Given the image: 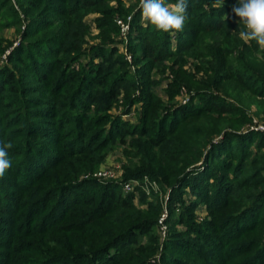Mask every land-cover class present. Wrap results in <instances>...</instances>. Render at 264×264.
Here are the masks:
<instances>
[{"label":"trees","instance_id":"1","mask_svg":"<svg viewBox=\"0 0 264 264\" xmlns=\"http://www.w3.org/2000/svg\"><path fill=\"white\" fill-rule=\"evenodd\" d=\"M187 2L172 35L145 26L131 2L18 0L28 22L11 66L0 68V145H11L0 176V264H264V133L243 128L251 105L264 118V49L230 32L227 3L236 0ZM4 13L21 21L11 0H0V21ZM89 13L98 14L100 43L77 63ZM129 15L134 74L108 45ZM167 71L164 100L154 87ZM182 87L189 99L177 104ZM138 103L136 121L123 119ZM111 145L126 157L122 182L79 179ZM143 178L157 189L150 198L139 191L136 204L138 189L122 184ZM200 205L207 215L198 221Z\"/></svg>","mask_w":264,"mask_h":264},{"label":"rangeland","instance_id":"2","mask_svg":"<svg viewBox=\"0 0 264 264\" xmlns=\"http://www.w3.org/2000/svg\"><path fill=\"white\" fill-rule=\"evenodd\" d=\"M125 5L127 6L130 2L131 4H135L137 5V7H139L140 5V0H122ZM18 0H11V5H13L19 13L20 16V22H16V19L13 17H9L8 13H4L3 15V20L0 21V68L8 66H11V63L8 60V55L11 52V50L13 49V47L17 46L19 41L21 40V34L24 30V27L26 26L28 20L25 17V14L23 13V11L20 9V5L17 3ZM165 6L167 7H171L172 5H174V3H170V2H165V0H163ZM229 9L233 8V5L230 3H227ZM110 5L113 6H117V3L115 1H111ZM228 14V12L226 13ZM98 16V14L96 13H89L87 14L83 21L84 23L88 26V33L85 37V42L82 45V50L83 53L81 55V57H79L78 61H76L77 63L81 60V63H85L88 62L91 59V50L92 47L99 44L100 43V39L97 37L99 34V29L96 27L95 25V18ZM227 16V15H226ZM130 15L126 17L125 20H121V19H117V25L119 26V32L117 35L113 36L114 38V43L112 42L111 44L108 43V45L110 46H115L118 50L119 53L123 54L125 59L128 61L129 64V69L131 71V74H134L135 72V65L132 63V55L131 52L128 50V42H129V31H130ZM239 18L234 17V19L231 21L233 24V30L230 31L232 34H235V37L238 38V41H241L242 44H247L249 45L251 43H245L241 38H240V32L241 31H246L245 26L238 22ZM120 22V23H119ZM142 22V19H141ZM143 23V22H142ZM144 24V23H143ZM8 43H10V45H8ZM172 46L175 47V39L172 38ZM261 48V47H260ZM262 49V48H261ZM5 53V54H4ZM6 57H3V56ZM94 61H98V58H95ZM75 62V61H74ZM72 64V66H75V68L77 69V63ZM195 60L193 59H188L187 63L184 65V68H186L187 70H192L193 71V64H194ZM156 79L159 80V76L157 75H153ZM202 77L201 73L198 74V78L200 79ZM172 79L171 74L167 71L163 81L161 82V84L157 85L154 87V91L159 94L161 97H165V93H164V88L167 84V82H169ZM187 96H189V93L186 91V89L184 87L181 88V90L179 91V93L175 96L174 101L175 103L179 104L182 103L183 98H186ZM165 100V98H164ZM188 102V101H187ZM185 104V103H182ZM141 107L140 104H135L133 105L128 114H122V118L125 120H128L130 122H135L136 121V116L138 114V112H140ZM258 108L255 107V105H251L250 110H249V114L252 117V122L251 123H247L243 128H245V131L249 130V129H255L257 131H261L264 133V129L261 130V128H264V118L261 114H257ZM110 114L111 115H118L119 113V109L117 108H113L110 110ZM126 162V157L125 154L123 152V149L121 146L119 145H111L108 148V152L106 153L105 157L98 163L97 167L87 173L81 174L79 179H86V178H95L98 181H107L110 179H103L100 176H95L98 172L103 171V170H112V172L114 173V176L112 177L111 180H117L122 182V177H123V164ZM132 182V185L137 188L138 190L136 191V196L134 198V202L136 204L140 203L139 200V194L141 190H143L145 192V196L150 198L151 194H150V190L153 189L156 192L157 189V183H153L152 180L148 179V178H143L141 180L139 179H132V180H128ZM125 192V191H124ZM161 196V195H160ZM165 200L168 198V192L164 195ZM147 200H151V199H147ZM144 206V205H143ZM166 208L165 205H163V209ZM196 214H197V219L198 221L202 220L203 218L206 217L207 212L204 208L203 205H200L196 208ZM166 226V233L168 230V227L165 223H163ZM155 233L158 236L159 239V243L161 244L163 241V238H165V235H162V230L160 228V225L158 224V226L155 227Z\"/></svg>","mask_w":264,"mask_h":264},{"label":"clouds","instance_id":"3","mask_svg":"<svg viewBox=\"0 0 264 264\" xmlns=\"http://www.w3.org/2000/svg\"><path fill=\"white\" fill-rule=\"evenodd\" d=\"M222 0H216V5L220 6ZM141 19L145 26L152 25L158 31H163L174 35L182 31L187 16V0H176L171 7L165 6L163 0H140L139 5ZM232 12L239 17L246 31L240 32V38L248 43L255 40L264 49V0H236ZM11 145H0V176L5 170L11 167L8 159L7 148Z\"/></svg>","mask_w":264,"mask_h":264},{"label":"built area","instance_id":"4","mask_svg":"<svg viewBox=\"0 0 264 264\" xmlns=\"http://www.w3.org/2000/svg\"><path fill=\"white\" fill-rule=\"evenodd\" d=\"M120 23V22H119ZM5 54V53H4ZM3 57H6L5 55ZM189 97L187 96L186 98H183L182 103H186L188 101ZM264 128H261V130H263ZM95 176H100L103 179H112V177L114 176V173L112 172V170H103L98 172ZM155 183V182H153ZM134 186L132 185L131 181H126L122 184V189L125 192H130L134 190ZM167 217V210L166 208L163 209L160 218L158 220V224L160 225V228L162 230V235L164 236L166 233V226L163 224L164 219Z\"/></svg>","mask_w":264,"mask_h":264}]
</instances>
